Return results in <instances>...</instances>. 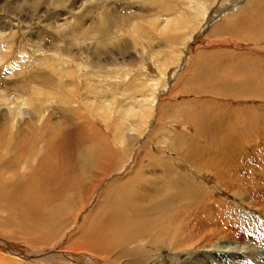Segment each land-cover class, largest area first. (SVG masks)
<instances>
[{
  "label": "rangeland",
  "instance_id": "obj_1",
  "mask_svg": "<svg viewBox=\"0 0 264 264\" xmlns=\"http://www.w3.org/2000/svg\"><path fill=\"white\" fill-rule=\"evenodd\" d=\"M23 1L0 0V34L4 36L0 40V82L9 83L22 78L33 69H41L50 74L52 72L58 76L51 69L54 68L53 62L51 63L53 67L45 62L49 59L58 60L57 67L63 63L65 68L67 67V71H75L78 77L84 73L83 79L91 83L85 94L89 100L95 103H93L94 105L99 104V107L96 105V109L94 108L95 110L91 114L84 113L88 118L93 117L88 122L83 119L86 123L82 124L89 132L90 138L96 141H106L108 145H111L115 131L120 136L116 141H120L121 136L123 138L131 134L134 136L131 130H135V134L137 133L140 138L138 142H135L134 145L132 142L123 141L126 145L122 144L120 147L126 151L121 150L125 154L124 159L129 158L134 152L133 150L144 156L142 147L146 148L153 154L154 164L150 166L148 158H142V164L146 167L149 165L150 170L155 169L154 174L157 175L155 178H160V180L157 178V181L165 182L167 180L176 183L177 177L192 180L194 185L199 186L198 189L200 188L204 192L200 193V196H216L213 197L216 198L215 200H223L222 204L217 205L224 211L218 213L225 218H222V226H225L226 229L230 225L236 224L234 233L229 235L227 232H222L210 241L211 244L204 245V247H198L197 244L191 246L190 244H183V246L179 245L178 248H164L157 245L146 250L144 255L140 254L137 258L134 257L130 262L135 261V264H194L197 262L199 264H228L221 258L223 255L224 258L228 256L227 258L232 262L239 264H264V80L262 81L255 76V73L262 76V71L258 69L259 66L262 70L264 69V31L262 35L258 36L255 44L241 42L237 37L227 35L228 26L234 28L233 25H236L238 28V21L233 19L235 15L242 16L246 13L241 19L262 20L264 18V0H242L236 12L230 10L231 0H219L218 3L208 0L206 2L207 7H211L214 3L219 8L217 4L221 3L222 11L211 16L207 23L206 20L201 22L202 17L199 14L192 15L194 3L191 0H165L171 5L169 8L167 7L168 9L158 7L156 9V7L151 6L154 0H143L141 3L144 5L142 11L146 8L143 13L139 7H136L137 5H133L137 0H59L57 5L55 2L58 0H27L22 5ZM16 4L19 6L21 4L24 11L19 10V7L16 9ZM9 6L12 8V13L7 11ZM210 9L209 11H215L214 7ZM238 12L240 13L236 14ZM105 14L107 16L112 15L119 20L111 28L109 40L101 44L97 36H93L91 25L93 22H98L101 16ZM176 15L183 20L191 16L194 17V19H190L189 31L180 26L181 30L177 33L169 32L171 29L175 31L171 25L174 20L178 19ZM122 18H125V25L124 22L118 25ZM238 18L240 21V17ZM228 20L231 22L226 27L224 23ZM133 23L144 27L148 31L147 34L153 35L150 37V42L146 38H141L134 27L129 26ZM77 25L78 28H75ZM73 28H75L74 32L71 30ZM84 31L87 33L86 36L82 35ZM12 35L15 36V39L5 44L7 37ZM172 37L171 46L166 45L165 39ZM55 42L60 45L61 49H65L67 43L75 46H73L72 51L55 53V48L51 47V44ZM43 58H47L44 60L46 64L39 62ZM94 62L95 64L97 62V66L93 65ZM252 64L255 66L253 67ZM177 66L180 68L172 77L171 71ZM214 73L220 78L211 83ZM245 76L252 80L250 81L251 84H245L243 88H248L247 91L255 89L256 96L246 93L247 91L242 92L245 93L244 95L240 92V83ZM56 79L54 78V82L61 84L58 78ZM63 79L68 80L67 77ZM0 84L4 91L10 90L5 95L7 99H11L16 92L24 99L27 97L37 103L42 102L41 104L45 102L44 104L50 105L54 109L63 105L65 116L71 119L70 124L72 126L64 121L63 110L56 111L50 117L47 114L48 110L44 109L43 112L40 106H38L39 109H36L37 114L42 112V118L37 121V126L45 128L46 131H49V135L54 134L59 140H61L62 133L66 129L70 130L73 124L81 122V120H74L76 114H74L73 108L76 105L71 104L69 96L72 92L70 93L69 88L61 86L62 88H57L59 91L55 87L53 90L43 86L40 82L38 85L28 82L20 89H15L14 84L9 87ZM203 85L204 88H202ZM33 86H37V88H32ZM77 86L81 89L86 88L85 84ZM194 89L196 90L192 91ZM24 93H28V95L25 96ZM43 95L48 96L47 99ZM258 96L260 97L258 98ZM151 99L156 103V105L154 103L155 108L149 109L150 115L143 121L141 119L142 111L149 105ZM9 102L0 108V112L9 109ZM63 102L70 103H66L67 106ZM83 106L89 108L86 103H83ZM190 114L197 117L202 124L213 128L214 126L218 127L217 130L224 134L223 136H231L232 134L241 136L237 146L234 147L215 144L219 146L215 153L223 149H231L229 156H233L234 159L229 164L219 162L212 168L206 164L197 166L191 162H186L184 156L190 149V147L187 149L186 146L188 141L196 146L192 149L191 157L198 156L202 146H206L203 139L200 142L199 137H197L198 139L195 137L198 132L188 119ZM184 116L188 123L183 119ZM138 124L143 128L139 129L136 126ZM170 126H175V128ZM117 127L120 131L117 130ZM217 130L214 128L213 131ZM115 147L117 148L116 145ZM212 149L203 151L202 156L206 159L210 158ZM177 151L178 153H176ZM133 160L136 159L132 158L131 164H133ZM122 163L119 162L116 169L113 171L110 169L104 176L109 175L110 172L111 174L117 172ZM136 163L138 164V162ZM137 168L140 169V164L137 165ZM129 170L130 168H127L119 175H113V177L103 181L96 192L93 190L88 194L87 205L75 214L74 220L68 221L69 231L67 235L58 243L59 245L57 244L53 248L49 246L51 251L72 254L74 257L76 255L79 257L82 255L92 256L84 251L77 252L69 248L74 246L78 232H81V228L86 226V221L90 218L89 215L96 212L100 206L101 193L115 180H124ZM145 171L143 174L149 178L150 176L145 174ZM53 194L54 197L51 195L42 196L45 204H52L57 201L58 204L55 203L54 205H59L62 202V197L66 195L65 192L60 195L59 191H55ZM86 197L87 194L84 198ZM215 217L217 214L212 217V222H215L212 224L217 228L221 221L218 219V224H216ZM229 222H233V224ZM220 224L219 230L222 227ZM225 224L228 226L226 227ZM239 229L240 231H238ZM227 231L231 232L232 230L228 229ZM6 234L8 233L0 228V240H4V244H7L13 251L17 249L31 255L41 249H46L42 246V239L38 238L39 241H37V238H26V240L22 239V242L21 239L13 238L12 241L11 236ZM227 248L228 250L231 248L239 249L242 252L245 251V254L235 252L225 255L222 253L223 251H220V249L227 251ZM13 256L15 254H9L2 248L0 261L4 264H35L30 262L31 260L23 259L22 256V260L17 255ZM12 257L13 260H11ZM93 257L96 258L93 259L94 262L100 264L104 262L98 261L101 256ZM126 261L120 259L116 264H125ZM84 262L86 261L83 260Z\"/></svg>",
  "mask_w": 264,
  "mask_h": 264
},
{
  "label": "bare ground",
  "instance_id": "obj_2",
  "mask_svg": "<svg viewBox=\"0 0 264 264\" xmlns=\"http://www.w3.org/2000/svg\"><path fill=\"white\" fill-rule=\"evenodd\" d=\"M26 1L27 0H24L21 4L23 5ZM191 1H193L194 3V6L192 5L193 11L189 8L188 9L192 11V15H196V13L199 14V16L202 17L201 22L206 20L207 23L210 20L211 16L215 15L218 11H222V6H220L221 3L217 4L219 8L214 5V3L219 0H211L212 2H214L211 7H207L206 2H208V0ZM241 1L242 0H231V12L237 11L239 3ZM142 2L143 0H137L135 3H133V5H137L136 7H139L141 9L140 11L143 13V11H146V8L142 11V8L144 7V5L141 4ZM58 3L59 0L58 2H55V5H57ZM21 4L20 6L16 4L15 7L16 9L19 7V10L21 9L22 11H24V7H22ZM151 6H154V8L156 7V9L157 7L168 9L171 5L165 0H154L151 3ZM213 7L215 8V11H209V9ZM11 10L12 8L9 6L7 8V11L11 12ZM239 13L240 12L236 14ZM178 15L176 16L178 17ZM242 16L235 15V17L233 18L234 20L238 21V28H236V25H233L234 28L228 26L229 22H231L229 20L224 23L226 27L228 26L227 35L229 34L235 36L241 42H249V44H255L258 36L263 34L264 18H262V20H252L246 17L247 19L244 18L245 20H243L241 19ZM238 17H240V21ZM190 19H194V17L191 16L190 18L184 20L183 18L178 17V19L174 20V23L171 25V28H174L175 31H172L171 29L169 32L177 33V31L181 30L180 26L184 27L186 31H189ZM117 20L119 19L113 17L112 15H102L98 22H93L91 25L93 36H97V39L101 44L107 42L109 40L111 28L117 23ZM124 20L125 18H122L118 25H121L123 22L125 25L126 22ZM129 26H131V28L134 27L135 31L139 33L141 38H146V40L150 42V37H152L153 35L151 34V36L149 35V33L147 34L148 31H146L144 27L142 28V26L140 27L136 23H133ZM75 28H78V25ZM75 28L71 29L72 32H74L73 30H75ZM82 35L86 36L87 33H85L84 31ZM3 37L4 36L0 34V40L3 39ZM12 39H15V36L12 35L7 37V41L4 43L8 44ZM181 39H184V37H181ZM165 41L166 45L171 46V43H173V37L166 38ZM51 45L52 48H55V53H60L59 51L66 52L67 50L72 51L73 46H75L71 43H67L66 48L61 49L60 45H57L56 42L52 43ZM46 59L47 58H43L39 62H41L42 64V62H44V60ZM45 62H48V65L50 64L51 66V63L53 62L54 68L51 69L56 72L58 76L53 74L51 71L50 74L41 69H33L29 71L28 75H25L22 78L15 79L13 81H10L9 83L5 81H2L0 83H2L4 87H9L10 85L14 84L16 87L15 89H20L28 82L35 85H38V82H40L43 86L52 89L54 87L55 89L62 88L61 86H63L64 88H69L71 90L70 93L72 92L71 96L67 94L68 92H66V94L69 96L71 104L76 105V107L73 108L74 114H76V118H74V120H81V122L78 124H73V127L70 130L66 129L65 132L62 133L63 136L61 140H59L54 136V134L49 135V131H46L45 128H39L37 126V121L42 118V112L37 114L36 109L38 108V106H40L43 112L45 110H48L47 114L51 117V115L56 113V111L60 112V110H63L64 113L63 105H60V103H58L61 107H58V109H54L50 105L44 104V101V103L41 104L42 102L37 103L35 102V100H31L27 97L24 99L23 96L17 94L16 92L12 95V98L10 97L11 99H7V96L5 97V95L10 90L4 91V89L0 87V108L3 105H7V102L11 101L9 102V105L11 107L9 106V109H5L4 111L0 112V228L11 236L12 241L17 238V240L21 239V241L22 239L26 240V238H37V241H39V239H42V246L43 248H46L32 253L31 255H27L17 249H14V251L11 250V248L7 244H4V240H0L1 251L3 248L7 253L13 255L15 254V256L17 255V257L19 256L18 258L20 260H22V256L23 259L27 261L31 260L30 262H33L35 264H100L94 262L93 259L96 258H94L93 256H101L98 261H104L102 264H116V262H118L120 259L127 260L125 264H135V261L130 262L134 257L137 258V256H139L140 254L144 255V252L146 250H149L157 245H160L164 248H178L179 245L183 246V244H190V246L197 244L198 247H204V245L211 244L210 241H212V239L217 237V235H219L220 233L227 232V234L230 235L236 231V224H233V222H229L230 224H233V226L230 225L229 228L225 229V226H222V218L224 216L222 215V217L218 213H220L219 211H222V213L224 211L221 208H218L217 205L222 204L223 200H215L216 198L213 197L216 196H200V193L202 194L203 191L200 188L198 189L199 186H195L192 180H185L183 177H177L175 179L176 183H171V181L167 180H165V182L157 181L158 177L155 178L156 174H154L155 169L150 170V168H148L150 166H153L154 156L146 148L142 147L143 153H145L144 156H141L139 152L136 153V150H133L134 152L129 156V158L124 159L125 154H123L122 151L125 150L121 149L120 147L122 146V144H125V142H132L134 145L135 142H138L140 138L137 136V133L135 134V130H131L134 133V136L133 134L129 135L128 137L125 136L124 138L121 136L120 141H116V139L120 136L118 135L119 133H116L115 131L111 145H108L106 141L102 142L98 139V141H96L90 138L89 132H87L86 127L84 128L82 124L86 123L85 121L88 122V120L93 119V117L90 116L88 118L84 113L87 112V114H91L96 109V105H98L97 107H99V104L94 105L95 103L89 100L88 96H86L85 94L86 89L90 88L91 83L83 79L84 77L82 76L85 75L84 73L78 77L76 76L75 71H67V67L65 68V65H63V63H60V66L57 67L56 64L59 61L56 59H54V61L49 59ZM94 64L95 62L93 63V65ZM252 65L253 67L255 66L254 64ZM95 66H97V62ZM179 68L180 67L177 66L176 68L172 69V77L175 76V73ZM192 69L193 68H191V70ZM258 69L262 71V76L258 75L257 73H255V76L257 78L259 77V79L263 81L264 69L262 70L260 66ZM80 73L82 72L80 71ZM64 77H67L68 80H64ZM54 78H58L61 84H56V82H54ZM217 78H220V76L218 77V75H215L214 73L211 83ZM251 80V78H247L246 76L244 77V80L240 83L241 93L247 91L248 88L243 87L245 84H251ZM84 84L86 86V88L84 89H81L79 88V86H77ZM204 85L202 86V88H204ZM32 88L36 89L37 86H33ZM57 90L59 91V89ZM195 90L196 89L192 91ZM254 90L255 89H251L246 93L254 94L253 96H256L257 94L254 93L256 92V90ZM196 94L199 95V93ZM24 95L26 96L28 95V93H24ZM43 96L46 99L48 97H45V95ZM260 96H258V98ZM83 103H86L89 108L83 106ZM154 103L155 101L151 99L149 105H147L143 109L141 114V119L143 121L146 120L147 117H149V109L153 110L155 108L156 103L155 105ZM68 104L66 105L68 106ZM200 108L199 110L203 109ZM73 111L71 113H73ZM71 113L69 114L70 116ZM133 114L135 115V113ZM65 115V113L64 116L62 115L65 118L64 121L67 124H70L71 119H69L68 116L66 118ZM83 119H85V121ZM183 119L185 120V116ZM188 119H190V122L193 123V126L198 132L197 136L195 137H199V141L203 139V143L206 146H202L200 153L198 152V156L195 155V157H191L190 154L193 152L192 149L196 146H194L191 141H188L186 146L187 149L188 147H190V149L184 156L186 162H191L197 166L200 164H206L213 168L219 162L229 164L230 161L234 159L232 158L233 156H229L231 149H223L224 151H221L219 149L220 151L215 153L217 148H219V146L215 144L234 147L237 146V143L239 142L241 136L239 137L238 135L233 134L231 136H223L224 134L220 133L217 130L219 129L218 127L214 126L217 131H213V127H209L208 125L200 123L198 118L193 114H190L188 116ZM70 126H72V124H70ZM136 126L139 129L143 128L140 127L139 124ZM170 127L175 128V126ZM117 130H119V128ZM115 141V145L117 146V148L114 145ZM211 147L216 148L212 149ZM208 149H212L214 152L211 150L212 156L206 159V157L202 155L204 154L203 151H207ZM176 153H178V151ZM132 158L136 159L135 161L133 160V164L130 163L132 162L130 161ZM142 158H148L150 166H143L144 164H142ZM119 162L123 163L117 172H113L112 174L110 172L109 175L104 176V174L110 169L111 171L116 169L119 166ZM136 162L140 164V169L137 168L138 164ZM128 165H130V167H128ZM133 165L135 166L133 167ZM127 168H130V170L128 171V174H126L127 177H125L124 180H115L107 187L104 192L101 193V200L99 201L101 202L100 206L98 207L96 212H93L89 215L90 218L87 219L86 226L81 228V232H78V237L74 246L69 248L77 252L84 251L91 254L92 256L88 255V257L86 255H82V257H79L75 253L76 256L74 257V255L72 256V254L70 255L67 253L63 254L61 252L57 253L51 251V248H49V246H52V248L57 246V244L64 239V236L67 235L69 231V228L67 227L68 221L74 220L75 214H77L87 205L88 194L90 192H93V190L96 192L103 181L113 177V175H119L120 172L126 170ZM144 170H146L145 174H148L150 176L149 178H146L143 174ZM158 180H160V178H158ZM55 191H59L60 195H63V192L66 193V195L63 196L62 199L60 197L62 201L61 204L54 205L57 202L56 200L55 203H52L53 205L51 203L45 204L42 196L51 195V197H54L53 193H55ZM86 194L87 197L84 198ZM216 214V224H218V219L221 221V224L219 223L220 227L222 226L220 229L221 232L219 230V224L218 227L215 228V226L213 225L215 222H212V217L214 215L216 216ZM227 226L228 225H226V227ZM228 229H231L232 231L229 232L227 231ZM240 229L238 231H240ZM224 250L220 249V251H223L222 253H225V255L226 253L235 252H241L242 254H245V251L242 252L239 249L235 248H231V250H228L227 248V251ZM13 257L11 260H13ZM203 257L207 258L205 256ZM227 257L228 256L224 258V256L222 255L221 258L228 264H239L237 262H232ZM83 260H85L86 262L83 263ZM0 263L3 262L0 261ZM194 264L199 263L197 262Z\"/></svg>",
  "mask_w": 264,
  "mask_h": 264
}]
</instances>
